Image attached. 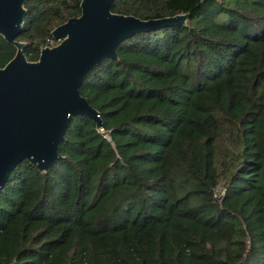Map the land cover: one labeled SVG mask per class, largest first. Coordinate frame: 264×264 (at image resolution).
Masks as SVG:
<instances>
[{"label":"trees","instance_id":"16d2710c","mask_svg":"<svg viewBox=\"0 0 264 264\" xmlns=\"http://www.w3.org/2000/svg\"><path fill=\"white\" fill-rule=\"evenodd\" d=\"M81 1H26L28 60ZM112 10L189 18L124 40L88 75L81 93L103 129L76 115L56 164L12 171L0 264H264V0H115ZM16 52L0 34V68Z\"/></svg>","mask_w":264,"mask_h":264},{"label":"water","instance_id":"95a60500","mask_svg":"<svg viewBox=\"0 0 264 264\" xmlns=\"http://www.w3.org/2000/svg\"><path fill=\"white\" fill-rule=\"evenodd\" d=\"M27 0H0V34L16 46L15 56L0 68V190L24 160L46 171L62 158L61 143L76 115L101 113L82 95L81 86L118 47L138 34L186 24L189 13L142 19L114 12L115 0H82L81 14L52 30L60 42L45 46L37 61L28 60L26 42L18 40Z\"/></svg>","mask_w":264,"mask_h":264},{"label":"built area","instance_id":"2783aa9c","mask_svg":"<svg viewBox=\"0 0 264 264\" xmlns=\"http://www.w3.org/2000/svg\"><path fill=\"white\" fill-rule=\"evenodd\" d=\"M59 40H56L55 38H52L49 40V44L45 45V46H55L59 43ZM43 46V47H45ZM105 136L110 140L111 136H110V131H108L107 133H105ZM226 187L224 186H219L216 190H215V197L218 198L219 201H221L226 193Z\"/></svg>","mask_w":264,"mask_h":264}]
</instances>
